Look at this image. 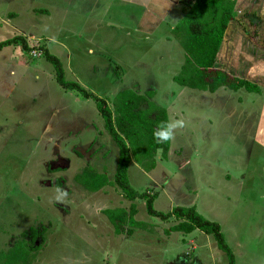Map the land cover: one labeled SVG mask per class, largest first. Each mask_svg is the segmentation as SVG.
<instances>
[{"label":"rangeland","instance_id":"rangeland-1","mask_svg":"<svg viewBox=\"0 0 264 264\" xmlns=\"http://www.w3.org/2000/svg\"><path fill=\"white\" fill-rule=\"evenodd\" d=\"M185 1L161 18L163 0H0V18L17 13L28 45L47 43L67 80L110 108L122 90L151 92L171 127L167 156L158 151L128 168L144 199L131 203L112 185L88 191L76 176L87 168L112 182L117 147L95 104L59 87L41 49L36 58L19 47L25 61L18 58L14 73L0 77V264H228L212 237L172 232L174 219L148 216L147 198L163 213L195 206L221 226L237 264H264V24L235 21L216 64L260 94L189 89L172 79L185 58L171 34ZM30 7L45 10L35 25ZM250 10L264 20L261 4ZM244 36L249 44L240 43ZM6 70L0 65L1 74ZM131 204L144 226L126 222L117 234V222L103 212L123 210L128 219ZM30 228L43 232L34 251L22 237ZM20 247L24 261H11Z\"/></svg>","mask_w":264,"mask_h":264},{"label":"trees","instance_id":"trees-1","mask_svg":"<svg viewBox=\"0 0 264 264\" xmlns=\"http://www.w3.org/2000/svg\"><path fill=\"white\" fill-rule=\"evenodd\" d=\"M183 17L172 29V38L175 39L184 51V62L178 74L172 77L173 81L183 87L215 93L221 88L230 91L244 90L247 93L260 94L261 89L252 82L232 76L222 69L216 68L218 53L222 45L226 30L234 20L236 0H186L184 2ZM45 11H37L44 13ZM18 45L22 52L30 54L34 49L29 46L23 36H14L0 43V51L3 48ZM42 56L53 67L54 80L64 91H73L84 100H91L103 120L104 129L110 136L118 150V158L113 181L110 182L108 175L98 173L85 168L76 176V181L90 192H97L112 185L120 192L124 199L136 201L144 199L145 194L135 191L128 181V168L133 161L141 166L144 160L152 161L158 151L162 156H167L170 148L171 127L165 108L156 105L150 99L153 94L147 92L145 95L137 94L132 90H122L114 96L112 107L102 97L97 96L79 82L66 79L65 70L60 59L48 52L42 46ZM139 134V135H138ZM141 154V157L137 155ZM137 156L133 158L132 156ZM150 167H154L151 164ZM153 198H147L146 213L160 221L174 219L176 224L172 226V232L190 235L200 232L212 237L216 247L224 253L228 264H237L232 249L227 245L217 222L204 218L195 206H176L167 213L156 211L153 207ZM115 210H105L109 221L115 225L116 233L122 232L120 227L126 225L133 227L144 225L135 222L133 217L137 214L135 204L130 205V212L123 210L115 213ZM140 227V228H141ZM22 237L28 238L29 249H39L43 243V232L36 228H30L22 233ZM41 244H36L41 239ZM26 254L21 247L16 251V261H24ZM14 258V257H13ZM13 264V263H11ZM24 264H30L24 261Z\"/></svg>","mask_w":264,"mask_h":264},{"label":"crops","instance_id":"crops-1","mask_svg":"<svg viewBox=\"0 0 264 264\" xmlns=\"http://www.w3.org/2000/svg\"><path fill=\"white\" fill-rule=\"evenodd\" d=\"M163 1H164V3H162V6L160 5V3L157 5V8L160 7V14H162L161 16L159 15L158 17H161V18L169 16L172 13V11L174 9H176L177 7H183V4H181V2L184 0H163ZM251 4H253V5L257 4V6L259 4H261V8H264V0H236V4H235L236 16L234 17V20L229 24V26L226 30L222 45L220 47V50H221L224 42L226 41V38L230 36V33L232 31V28H230V27L232 26L233 23H235V21L239 20V24L242 22L246 23L247 21H249L250 23H253L255 25H258V23L264 24V20H262L257 14H255L254 12H251V10L248 11ZM148 6H149L148 4L145 6L144 12H147L150 9V8H148ZM185 8H186V6H185ZM181 9H182V14H183L184 10H183V8H181ZM39 10L42 11L44 9H39L37 7H30L27 10V13L32 15V17H33V18H31L30 21H28L29 24L35 25L36 16L43 14V13H37V11H39ZM242 11H244V12H242ZM45 15L48 18L50 17L49 13L45 14ZM6 17H7L6 19L0 18V43L2 41L8 40V39H10L14 36H17V35L23 36L26 38L24 33L26 30H29V29L26 28V26L24 25L25 23H18L17 22V17H18L17 13L10 12L7 14ZM230 29H231V31H230ZM30 36L32 37L33 35H30ZM245 38H246V36L240 37V39H239L240 43L249 44L245 40ZM45 46L47 47L46 49L49 52V48L47 46V43ZM6 48H9V47H6ZM220 50H219V52H220ZM6 51L7 52L5 54V57L2 60H0V65L7 70L4 71L2 74L0 73L1 78L5 76V73L10 74V75L14 73L12 66L15 64V62L18 60V58H21L24 60V56H21V55H23V53L20 52L18 45L10 46V51L9 50H6ZM19 54H20V56H18ZM218 55H219V53H218ZM49 75H51V74H49ZM85 101H87V100H85ZM81 128H83V127H81Z\"/></svg>","mask_w":264,"mask_h":264},{"label":"built area","instance_id":"built-area-1","mask_svg":"<svg viewBox=\"0 0 264 264\" xmlns=\"http://www.w3.org/2000/svg\"><path fill=\"white\" fill-rule=\"evenodd\" d=\"M33 57H36V58H39L41 57V50L37 47V48H34L31 53H30Z\"/></svg>","mask_w":264,"mask_h":264}]
</instances>
